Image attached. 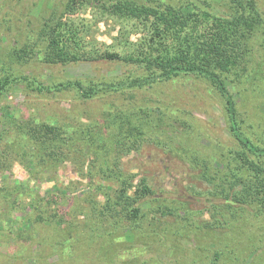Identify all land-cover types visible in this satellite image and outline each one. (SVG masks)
<instances>
[{"label":"rangeland","instance_id":"374dc122","mask_svg":"<svg viewBox=\"0 0 264 264\" xmlns=\"http://www.w3.org/2000/svg\"><path fill=\"white\" fill-rule=\"evenodd\" d=\"M61 1L0 0V60L6 58L11 45L23 44L27 36L32 38L42 17H48L59 8ZM209 1L215 10L224 11L220 7V0ZM257 4L264 16V0H257ZM91 10L88 8L80 15L86 18L85 22H89L91 27L87 37L96 42L97 47L103 43V47L110 48L114 42L113 36L124 32L128 34L125 47L134 48L146 34V29L137 21L95 19V10ZM5 13L8 15L5 16ZM6 17L11 20L7 30L2 22ZM125 47L114 45L113 48L122 51ZM261 54L263 52L255 54L257 62H262ZM255 65L253 70L260 67L256 68ZM13 67L18 76L45 84L63 78H77L85 83L102 82L124 77L127 71L133 75L140 73L135 65H125L118 59L60 65L34 57L15 63ZM249 80L250 85L247 82L240 84V93L236 87L230 86L228 79L224 82L235 98L238 119L243 120V131L247 133L249 129L253 140L255 136H262L264 141V69L260 74L252 72ZM115 116L121 117V120L118 119L122 126L119 138L129 147L120 155V173L125 176L134 174L135 181L145 177L154 192L140 201L143 216L139 219V226L131 229L126 223H121L116 232L119 233L118 237L121 236L117 243L108 249L102 248L99 253L88 251L82 256L86 255L87 263L208 264L213 252L218 249L216 264H264V214H256L257 204L254 202L233 201L229 205L222 194H215L214 183L219 179L212 180L202 175L204 165H208V174L213 176L219 169L218 177L221 179V173L226 170L225 164L231 156L230 150L239 149L229 131L222 100L202 79L178 76L141 88L98 93L86 100L73 90L46 93L38 92L36 87L28 89L22 83L15 84L0 97V154L3 155L0 160V183L13 185L20 182L23 188L32 186L46 199L47 191L54 188L55 182L44 170L42 176L31 175L30 170L28 172L35 165L28 164L29 160L23 158L22 152H31L34 142L26 135V128L38 127L42 123L59 124L69 129L68 134H76V138L95 134L112 137L119 131L114 125L107 129L105 124ZM128 118L135 127L132 132L127 131V127H130ZM248 125L252 128H248ZM86 126L91 132L82 133V130L86 131ZM81 147L80 142L73 146L76 151ZM31 153L27 155L30 158ZM95 154L93 149L86 146L80 155L66 161L56 173L57 182L72 186L67 195L80 198L81 204H85L83 199L86 193L92 190L96 192L94 186L98 180L111 184L100 178L99 160ZM37 177L45 179L38 181ZM240 188L238 184L237 189ZM12 198L10 196L5 200L0 194V220L3 221L0 224V264H53L58 256H47L50 250L47 244H41V227H36V224L34 239L23 243L26 254L23 258L21 241L14 237L16 226L21 224L16 222L20 220L21 213L19 211L17 214L10 207ZM69 199H63L68 203L66 208L71 205ZM156 203L167 205L173 211L178 207V219L154 211ZM27 211L35 212L29 208ZM76 218L81 220L85 217L83 213H77ZM178 221V225L184 221L188 223L184 225L185 236L173 234ZM41 225L48 227L49 223L44 221ZM6 233L11 237H5ZM34 253L33 257L37 260L31 256Z\"/></svg>","mask_w":264,"mask_h":264},{"label":"trees","instance_id":"16d2710c","mask_svg":"<svg viewBox=\"0 0 264 264\" xmlns=\"http://www.w3.org/2000/svg\"><path fill=\"white\" fill-rule=\"evenodd\" d=\"M60 4L48 17H42L32 38L27 36L23 44L11 45L5 54L6 58L0 60V97L17 83L24 84L28 89L36 87L38 92L73 90L86 100L98 93L141 88L178 76L202 79L211 85L222 100L229 131L239 145V149L230 150L231 156L225 164L226 170L221 173V179L218 177L219 169H216L213 176L208 174V165H204L202 175L212 180L219 179L214 183L215 194H222L229 205L233 201L254 202L257 204L256 214H264V141L262 136H255L253 140L249 129L247 133L243 131V120L238 119L235 98L224 82L228 79L230 86L236 87L240 93V84L247 82L250 85L251 73L260 74L264 69V16L257 0H220V7L224 10L222 12L215 10L209 0H62ZM88 8L95 10V19L137 21L146 29V34L134 48H126L128 34L118 32L113 36L111 46L120 45L127 50L121 51L111 46L105 48L103 43L101 49L87 37L91 26L80 15ZM2 22L4 29L10 28L9 17ZM0 25L2 26L1 23ZM260 52L263 54L259 57L263 56V59L262 62H257L255 54ZM34 57L49 64L60 65L118 59L125 65H135L140 73L133 75L130 74L131 71H127L124 77L102 82L85 83L77 78H63L45 84L18 76L14 72L15 63ZM254 65L256 68L260 67L253 70ZM120 118L115 116L106 121L107 129L114 125L119 131L112 137L95 134L76 138V134H68L69 129L59 124L42 123L38 127L26 128V135L34 142L31 144L32 153L28 150L22 152L23 158H28V164L35 165L28 172L30 170L31 175L42 176L44 170L54 180L55 186L47 191L45 199L32 186L26 185L23 188L20 182L13 185L0 183V194L5 200L13 196L10 207L17 214L19 211L21 213L20 220H16L21 224L16 226L14 237L21 241L23 258L26 256L23 243L34 239L37 233L34 231L35 224L36 227H41V244H47L50 250L47 251V256H58V262L53 264H89L86 262V255L82 256L88 251L99 253L102 248L108 249L117 243L121 236L118 237L119 233L116 232L121 223H126L131 229L139 226V219L143 216L140 201L149 198L154 191L145 177L135 181L134 174L125 176L119 171L120 155L129 149L119 138L122 131L118 120ZM128 124L130 127H127V131H134L130 118ZM85 129L82 133L91 132L87 126ZM1 136L0 132V139ZM76 142L82 145L77 151L73 148ZM86 146L96 153L100 178L111 184H103L98 180L94 186L96 192L92 190L86 193L83 199L85 204H81L80 198L67 195L73 188L57 182L56 173L66 161L80 155ZM30 153L31 158L27 156ZM2 159L3 155L0 154V160ZM36 179L40 181L45 178ZM238 184L240 189H237ZM64 198L71 200L68 208ZM154 201L155 199L152 200ZM28 208L35 212H25ZM153 209L161 215L170 214L176 219L180 210L176 207L173 211L169 206L158 203L154 204ZM77 213H83L85 218L78 220ZM44 221L49 223L48 227L41 225ZM1 222L3 223L0 220V224ZM178 223L179 221L174 226L173 234L177 237L185 236L184 225L188 223ZM5 237L11 236L6 233ZM51 238L53 240L50 241ZM219 252L215 249L208 264H216ZM33 259L37 260L36 257Z\"/></svg>","mask_w":264,"mask_h":264}]
</instances>
